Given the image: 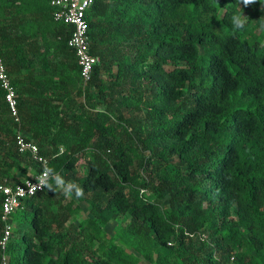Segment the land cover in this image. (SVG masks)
<instances>
[{
    "label": "trees",
    "instance_id": "16d2710c",
    "mask_svg": "<svg viewBox=\"0 0 264 264\" xmlns=\"http://www.w3.org/2000/svg\"><path fill=\"white\" fill-rule=\"evenodd\" d=\"M85 18L83 84L49 0H0L20 119L0 87V182L38 169L18 126L86 195L23 198L0 264H264V0H94Z\"/></svg>",
    "mask_w": 264,
    "mask_h": 264
},
{
    "label": "built area",
    "instance_id": "2783aa9c",
    "mask_svg": "<svg viewBox=\"0 0 264 264\" xmlns=\"http://www.w3.org/2000/svg\"><path fill=\"white\" fill-rule=\"evenodd\" d=\"M93 1L94 0H49V4L53 8L54 20L61 21L72 27L67 44L75 50L83 84L90 80L93 66L99 62V57L90 52L87 21L85 18L86 10L91 6ZM0 87L4 91L5 101L10 115L19 126L20 119L15 88L11 83L1 56ZM18 126L14 134L15 146L18 152L27 154L29 158L37 164L38 169L31 177L23 178L15 184L0 182V194L2 195L0 219L3 223L0 246L2 248L5 247L12 230V213L20 206V202L23 198L32 196L40 191H33L32 188L38 183L36 178L42 174L45 168H49L48 158L40 153L36 143L25 138Z\"/></svg>",
    "mask_w": 264,
    "mask_h": 264
},
{
    "label": "clouds",
    "instance_id": "9594fccd",
    "mask_svg": "<svg viewBox=\"0 0 264 264\" xmlns=\"http://www.w3.org/2000/svg\"><path fill=\"white\" fill-rule=\"evenodd\" d=\"M256 0H240L245 7L252 5ZM247 17L241 18L240 15H233L231 18V23L235 29H243L245 27V20ZM37 185H34L32 190H42L47 188L50 191H57L64 195L65 197L76 199L83 198L84 190L74 182L66 181L59 173H56L52 168H45L41 175L37 178Z\"/></svg>",
    "mask_w": 264,
    "mask_h": 264
},
{
    "label": "rangeland",
    "instance_id": "374dc122",
    "mask_svg": "<svg viewBox=\"0 0 264 264\" xmlns=\"http://www.w3.org/2000/svg\"><path fill=\"white\" fill-rule=\"evenodd\" d=\"M85 169H86L85 168V165H83L82 163H79L76 166L75 170L73 171L71 179L72 178H79V177H81L83 175ZM23 178H24L23 175L18 174L17 180H20V179H23ZM69 181L70 182H73L72 180H69ZM84 196L86 197V195H84ZM79 202H80V206L82 207V211L80 212L79 216H77L78 219L81 218L83 215H85V213L87 212V209H88V205H87V203L85 201H79ZM15 221H16V218H15L14 214H12L11 215V222H12V229L13 230H14V223H15ZM119 225H120L119 223L113 221V222L109 223L107 225V227H108V229L112 233L115 234V233H118L117 231L119 229L118 228Z\"/></svg>",
    "mask_w": 264,
    "mask_h": 264
}]
</instances>
